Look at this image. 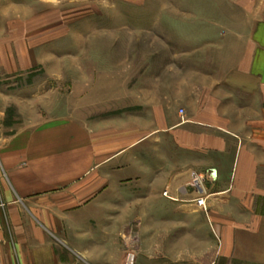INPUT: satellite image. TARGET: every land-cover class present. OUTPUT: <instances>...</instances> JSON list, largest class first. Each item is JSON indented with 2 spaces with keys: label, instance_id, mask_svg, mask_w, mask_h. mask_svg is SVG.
<instances>
[{
  "label": "crops",
  "instance_id": "1",
  "mask_svg": "<svg viewBox=\"0 0 264 264\" xmlns=\"http://www.w3.org/2000/svg\"><path fill=\"white\" fill-rule=\"evenodd\" d=\"M11 1L0 0V29ZM244 24L197 49L177 86L150 72L145 95L128 102L134 113L102 102L12 136L0 148L3 264H61L48 235L86 228L134 181H161L175 197L194 175L207 179L204 193L182 194L207 198L224 264H264V18Z\"/></svg>",
  "mask_w": 264,
  "mask_h": 264
},
{
  "label": "rangeland",
  "instance_id": "2",
  "mask_svg": "<svg viewBox=\"0 0 264 264\" xmlns=\"http://www.w3.org/2000/svg\"><path fill=\"white\" fill-rule=\"evenodd\" d=\"M10 8L0 29V148L24 128L81 118L102 102H116L109 113H134L128 102L145 95L151 73L154 84L177 86L197 49L264 18V0H12ZM205 180L189 178L176 198L161 181H134L97 206L86 228L48 238L61 264H224L207 198L193 205L182 194L204 193Z\"/></svg>",
  "mask_w": 264,
  "mask_h": 264
},
{
  "label": "built area",
  "instance_id": "3",
  "mask_svg": "<svg viewBox=\"0 0 264 264\" xmlns=\"http://www.w3.org/2000/svg\"><path fill=\"white\" fill-rule=\"evenodd\" d=\"M181 113H183V112H181ZM214 175H215V172H211V173H210V178H211L212 180H216V179H217V176H216V175L214 176ZM165 196H166L167 198L173 200V198H172L171 196H169L168 193H166ZM198 201H199V206H201V207H204V206H205V199H199ZM0 229H1V226H0ZM1 243H2V241H1V239H0V246H1ZM0 264H3V261H2V258H1V254H0Z\"/></svg>",
  "mask_w": 264,
  "mask_h": 264
},
{
  "label": "bare ground",
  "instance_id": "4",
  "mask_svg": "<svg viewBox=\"0 0 264 264\" xmlns=\"http://www.w3.org/2000/svg\"><path fill=\"white\" fill-rule=\"evenodd\" d=\"M135 234V233H134ZM137 240V239H136Z\"/></svg>",
  "mask_w": 264,
  "mask_h": 264
}]
</instances>
